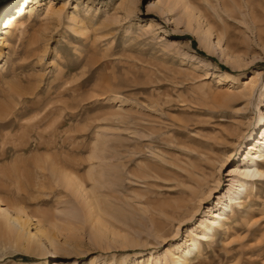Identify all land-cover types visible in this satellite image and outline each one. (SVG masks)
<instances>
[{
  "label": "rangeland",
  "instance_id": "obj_1",
  "mask_svg": "<svg viewBox=\"0 0 264 264\" xmlns=\"http://www.w3.org/2000/svg\"><path fill=\"white\" fill-rule=\"evenodd\" d=\"M24 1L0 0V200L23 223L0 218V264H172L259 138L264 0H35L3 34ZM254 187L190 264H264Z\"/></svg>",
  "mask_w": 264,
  "mask_h": 264
},
{
  "label": "bare ground",
  "instance_id": "obj_2",
  "mask_svg": "<svg viewBox=\"0 0 264 264\" xmlns=\"http://www.w3.org/2000/svg\"><path fill=\"white\" fill-rule=\"evenodd\" d=\"M34 2L35 0H25L15 8L14 14L8 12L5 15L1 24L3 25L1 28L3 34L8 33L14 24L28 13ZM225 76L229 80H235V77L232 75L225 74ZM257 82L258 77H251L247 93H244L242 96L250 99ZM243 126L244 124L241 121L231 123L230 128L232 132L228 133V136L230 138L237 137L239 141L244 135L241 131ZM253 135L259 136V138H251L245 149L239 153L238 160L226 175L230 179L228 180L227 190L222 196L217 197L216 204L209 210V218L207 216L205 220L198 223L196 230H200L199 233H194L193 239L184 241L182 245L176 247L175 253L166 251V254L171 256L172 264H190L191 259L200 256L199 243L211 241L218 231L225 227V222L230 221L229 216L233 215V207L242 208L253 201L251 200L250 192L255 190L254 186L257 182L264 179V147L259 148V146L264 145V115L260 116V122H258ZM0 218L2 219L1 233L4 236L13 237L16 241H20L23 238V223L21 224L18 215L13 218L11 217L10 209L1 200ZM43 254L41 253V255Z\"/></svg>",
  "mask_w": 264,
  "mask_h": 264
}]
</instances>
